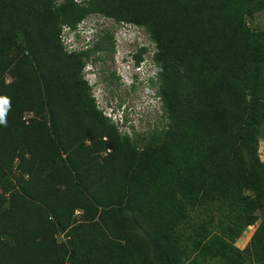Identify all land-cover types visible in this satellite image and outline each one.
Wrapping results in <instances>:
<instances>
[{"label":"trees","instance_id":"1","mask_svg":"<svg viewBox=\"0 0 264 264\" xmlns=\"http://www.w3.org/2000/svg\"><path fill=\"white\" fill-rule=\"evenodd\" d=\"M262 11L264 0H0V264H245L252 252L264 264V29L247 25ZM91 16L154 46L165 122L142 148L84 79L90 53L112 47L62 42Z\"/></svg>","mask_w":264,"mask_h":264},{"label":"rangeland","instance_id":"2","mask_svg":"<svg viewBox=\"0 0 264 264\" xmlns=\"http://www.w3.org/2000/svg\"><path fill=\"white\" fill-rule=\"evenodd\" d=\"M247 25L253 30H263L264 11L248 19ZM82 30L84 37L81 35ZM105 34L110 37L108 42L103 38ZM62 40L68 50H91L97 42L108 43L109 47H112V51L90 53L88 68L83 75L91 87L98 109L106 114L119 134L137 140V147L142 148L147 135L161 128L165 122L157 99V86L149 85V80L155 82V70L151 61L154 46L149 36L142 28L117 24L102 16H91L76 31H64ZM140 48L149 52L139 54L141 62L137 65L134 56ZM136 66L140 67L136 70ZM25 117L29 118L30 115ZM115 120L121 123L115 124ZM256 152L264 161V127L256 145ZM260 222L264 225V221ZM259 224L244 230L236 242L238 248L242 249L248 245ZM248 258L249 262L245 264H254L253 252Z\"/></svg>","mask_w":264,"mask_h":264},{"label":"clouds","instance_id":"3","mask_svg":"<svg viewBox=\"0 0 264 264\" xmlns=\"http://www.w3.org/2000/svg\"><path fill=\"white\" fill-rule=\"evenodd\" d=\"M85 20H82L79 24H78V26L75 28V29H70V28H67V27H63V33H64V31H67V32H69V33H71V31H76L78 28H80V25L84 22ZM62 33V34H63ZM81 35H82V37H84L83 36V30L81 31ZM62 42H63V40H62ZM64 44V43H63ZM65 46V45H64ZM66 47V46H65ZM67 49V48H66ZM140 49H142V48H140ZM139 49V50H140ZM68 50V49H67ZM93 49H91V51H92ZM139 50H138V53H136V55H138L139 54ZM69 52H74V51H76V52H78L77 50H68ZM79 51H88V49H85V50H82V49H80ZM146 52H149L148 50L146 51ZM135 55V56H136ZM134 56V57H135ZM152 56H153V54H152ZM135 60H136V58H135ZM89 61V60H88ZM88 61L86 62V64H85V67H84V70H83V72L88 68ZM151 61H152V58H151ZM141 62V55H140V59L139 60H136V64L138 65L139 63ZM152 63H153V61H152ZM135 66V63H133V67ZM140 66H136L135 67V69L137 70L138 68H139ZM153 68H154V70H155V81H156V69H155V66H154V64H153ZM87 71V70H86ZM85 79V78H84ZM87 81V80H86ZM150 81H153L152 79L151 80H149V82ZM150 85V84H149ZM93 96V95H92ZM94 98V97H93ZM157 99H158V101H159V97H157ZM159 103H160V101H159ZM106 115V114H105ZM0 122H3V120H2V110H0ZM120 124L121 122H119V120H115V124ZM249 227V226H248Z\"/></svg>","mask_w":264,"mask_h":264}]
</instances>
